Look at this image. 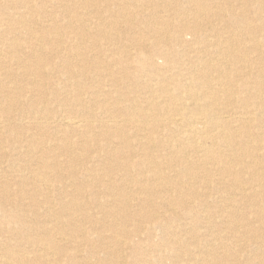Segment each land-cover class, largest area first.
Segmentation results:
<instances>
[{
    "label": "bare ground",
    "instance_id": "6f19581e",
    "mask_svg": "<svg viewBox=\"0 0 264 264\" xmlns=\"http://www.w3.org/2000/svg\"><path fill=\"white\" fill-rule=\"evenodd\" d=\"M199 1L200 0L180 1L181 6L183 7L184 5V7L176 14V20L183 23L182 26L178 28L179 30L174 29V31L171 32L172 29L169 23L171 21L162 20L152 25V23L143 18V25L148 29L150 37H148L149 35L146 33L135 31L134 23L129 14L126 13L127 11L125 12L124 6L117 8L120 10L118 13H120L121 18H123L124 22L128 25V35L126 38L128 43L123 44L112 36V34H108L110 37H107V33L111 30H115L114 27L117 22L114 20L113 15L109 16V23L105 20L103 11H105L107 7L106 4L104 10L103 8L97 9V6L95 10V6L92 4L94 0H88L83 3V6L86 5L84 7L86 10L84 15L90 17V20L93 18L96 26L99 28L102 27L101 29L103 30L102 34L97 33L92 35L89 32L87 33V25L81 20L82 16L79 15L78 11L68 10L72 0H39L40 6L42 5L40 10L47 14L48 17H51V13H48L49 7L47 8V3H50L53 6H57L66 19L65 29H69L71 33V36L67 35V40H62L57 36L54 37L52 34L56 32H53V29L40 32L43 33V38L49 46L52 62H61L60 65H65L63 73L66 78L63 79L61 86L58 88L65 94L67 88L76 87L77 89L74 88V94L72 93L74 98H69L67 94V96H64V98L57 103V106L53 108H49L44 103L45 100H42L40 97V99L38 97V99L35 97L27 98L28 100H25V102L30 104L32 108V110H30L34 115L32 122L29 124L25 123L23 118L22 121H18V124H13L11 122V116H7L6 113L10 112L9 110L17 109L19 105L13 100L14 92L11 89L5 88L2 82L7 80L13 83L21 77L22 80L20 81H28L33 91L38 92L42 91V88L45 87V78L50 75H55L56 71L54 68L47 67V63H45L47 59L44 56L37 55L36 46L34 44L29 46L30 48L28 49L31 67L34 66V70L30 72H26L28 70H20L24 68L23 61L19 58V53L24 51L21 49L23 40L16 38L8 42V39H10L6 34L8 33V29L2 28L3 30H1L0 28V46L7 48L8 45L11 50L10 55H12L10 57H12L11 61L13 63H11L17 66L16 72H9L7 70L6 72H0V102H5L4 105H1V112L5 116V120L4 122L0 121V264H54L51 262V257L56 253H73L69 260H82L83 256L81 257L79 252L82 251L84 246H89L88 241L83 238V240L80 241L75 240L70 243H65L67 236L63 233V228H59V220L56 218L58 214L54 217L52 216L54 213L51 214L53 211L52 200H50L47 195L50 190L51 173L61 183L63 191L59 192L57 190L59 193H62L61 196H63L60 198L61 203L69 207L68 213L65 212V215H60V213L59 215L64 216V220L69 225L77 224L75 222L77 219H74L73 209L75 207H80L84 211L87 204H85V199L83 200L84 202L82 199V202L72 199L68 201L65 198L67 189L72 188L74 194L80 196L81 185H88L89 183L95 184L94 180H96V177L93 178V172H100L99 178L97 176V178L100 179L99 181L108 182L102 190V194L106 198L115 200V198H113L115 189L121 192V197L123 195L125 196L124 189L127 186L126 183L124 186L122 184H116V188L112 187L114 181L112 182L111 175L114 169H107L108 171L106 172L102 170L101 172L90 165V163L97 162L87 160L89 156L87 158L85 156L84 159L75 157L74 145L72 146L70 139L75 134L81 133V129L83 128L85 130L83 133L88 135V140L95 145V148L100 144H97L95 141V135L102 136L105 141L104 147L97 146L98 150L102 152L101 167L109 160L119 161L124 158L127 159V157L130 158V161L124 164L126 168H124L125 172H123L122 177H126L125 181L128 179L135 183L136 192L138 194V197L135 196L137 197L135 199L138 200L139 205H143V217L149 220L151 219L150 221H152L157 228L167 231L170 225L168 226L163 219V212L147 209L153 207L149 204V200L144 197H139L144 193L143 190L148 188L152 194L161 199L164 198L166 194L173 195V188H178V183L186 184V187L191 188L195 186L196 182L201 178V180H203L201 183L204 184L202 186L203 188L205 186L206 189H209L210 184H212L214 192L217 194L216 199H218V202L222 205V207L217 210L216 215L218 218H223L221 222H217L218 226L225 230H235L238 229L237 223H239L242 218L244 220L246 219L247 222H245L244 225L240 223L242 228L240 232L242 236H240L239 239L246 240V243L251 241L252 245L256 244L255 250L252 248V251L250 250L247 255L245 254L247 260H249L247 264H264V215L262 214L264 210V178L262 177L263 174L261 175L260 171H258L261 170L258 169V166L261 165L263 161L260 160L259 155L256 156V153L262 151L264 148V144L261 142H264V138L250 130L255 120L254 115H256L255 111H257V109L253 108L249 110V106H252L250 104L254 102L253 100L263 99L259 97V93L264 91V83L262 82L263 84L261 83L259 91L256 90L255 92V89L254 91H247L248 85L246 86L239 82L240 76L237 74H240L238 73L240 67H245V60L243 61V56L241 57L234 50L235 48H233V41L231 38L222 42L224 40L221 41L217 36L211 37L208 34L205 35L202 33L204 24L209 21V16H207V11L204 9V1ZM207 1L212 2L215 9H220L221 2L219 1L221 0H206V2ZM29 3L30 0L21 1L22 8H28V12L20 14L17 21L18 23H16L23 28L26 26L27 21L31 22L32 25H38L37 18H34L29 11ZM114 5L117 4L115 3ZM133 6L136 10L142 9V12L145 10V6H139L137 4ZM110 7L111 6H108L107 8ZM2 8L3 7L0 6V11H2ZM88 8L92 10L88 11ZM225 8L230 14L235 13L233 7L226 4ZM188 11L192 17L191 25L188 24L190 26H186L184 22H182V13ZM248 11L249 13L252 12L250 10ZM219 13L221 14V12ZM244 13L246 12L243 11L240 13V16L244 18L239 17L240 19L235 20L239 28L242 27L241 22L243 21L245 23L247 19ZM7 24L8 23L0 17V27ZM15 29L17 30V27ZM33 29L32 27L31 29H27L30 33L29 41H37L38 39L37 37L39 34L37 35ZM90 29L92 30V28ZM90 29H88V31ZM236 34L238 35V33ZM187 35L192 38L190 42L186 41ZM246 35L248 34L246 33ZM90 38L95 39L91 42L89 41ZM106 38H110L108 47L98 44L97 39ZM147 38H153V42H149ZM200 42L204 45L202 48H209V57L204 56L206 55L204 54L201 57L196 56L193 62L189 61V58L185 60L184 58L187 57V51L191 49V46L195 43L200 44ZM226 43L228 46L224 49L223 44ZM251 51L258 52V46L256 44L253 45ZM224 55L230 56L234 62L239 65V69L234 70V78L230 80L232 83H230L228 87L225 78L231 79L230 74L225 73L221 67L217 68L216 64V62H222ZM259 59L264 69V56ZM4 60H6V58ZM2 66L4 65L1 63L0 67L2 68ZM245 69L246 68H244V70ZM27 74L28 76L34 74L37 77L27 78ZM96 74L105 77V81L96 80ZM76 76H91L90 78H93L94 81H92L91 84H83L84 89L88 90L89 102L85 101L83 98L85 90L82 92V89H80L82 88L81 84L78 81L71 82ZM183 76L184 78L181 79ZM64 81L66 83H64ZM236 90H241L244 93L247 91L248 96L237 100L235 99ZM36 96H39V94ZM40 100L42 106L38 105ZM87 103L98 108L99 114L97 115L95 113L96 111L92 109H86ZM254 103L255 107L261 105V102ZM221 105H224L225 110H222ZM232 108H235V110H230ZM119 112L124 113V116H126L122 122L125 121L127 123L126 126H129L130 131L133 132L132 138L134 143L130 140L129 136L125 134L124 128L120 125L121 121L117 119ZM226 113L230 115L224 116ZM151 122L155 125L152 129L148 128L150 131H147L146 125ZM39 124L47 125V133L39 130V132L36 133L32 132V129H36ZM109 124L112 125L110 126ZM231 124L233 125L231 126ZM94 126L97 129L96 132H94ZM19 132L22 133L21 138L19 135H16ZM4 133H7V136L11 137H7V140ZM114 137L118 139L119 145L122 147L123 151H119V147H114L113 141H109L110 138ZM88 144L90 145L91 143ZM79 146V150H83L84 153H87L82 143H80ZM135 149L142 159L134 161L135 159L132 157L136 155L133 156L132 151ZM56 150H61V153L57 155L54 153ZM154 151L156 153H153ZM63 154L67 158L65 162L69 164L72 169L74 166L84 167L87 163L85 166L86 168H82L81 170L82 173L84 172L81 177L76 178L75 176L77 172H79V168L75 169V171H77L76 173H68L69 177L67 179L69 181L67 183H64L66 177L62 173V166L59 160L60 156H63ZM208 165L212 168H209ZM164 169L173 171L175 176H180L184 178V180L177 183L175 182L173 183L174 187L169 186L168 190H164L163 187H165V183L167 185L169 184L168 181L171 183L172 180L170 177L172 175L163 176ZM248 169H253V171ZM133 171L137 174L135 179H133ZM200 174H202V177ZM210 175H216V177L219 178L213 180L209 178ZM227 177L231 178L229 182H227ZM247 184L251 186V189L245 188ZM176 192L179 197H184L186 194L184 191L176 190ZM191 192L195 194L196 199L199 200L202 211L199 214L196 213L198 218L194 214H189L192 215L191 218L195 219V221H197V219L199 220V218L202 219L203 223L205 222V226H201L206 229L208 233L204 236L203 240L198 242H195L194 236L191 238V244L188 245V248L190 247L188 255L191 262H194L196 253L201 249L208 257V261L203 260V264H209V262L218 263L214 260L217 258L213 252L216 249H220L223 252L226 246L221 243L220 238L209 239L212 235L219 236L217 234L219 231L214 230L215 226L210 222L208 217V214L211 212L209 210L211 208L209 203L210 198L208 194L204 192V189H202L200 193L196 192V189L191 190ZM92 195H94V193ZM94 196L96 197L97 194ZM171 198L172 197H170V199ZM181 202L182 205H184L183 207L186 208L184 200ZM129 205L130 202L126 199L121 206H116V201H107L106 204L97 203L96 208H94L97 209L98 212L103 210L104 213H106L105 208H113L116 206L120 213ZM242 205L245 206L244 212L241 210L242 208H240ZM54 207L56 206L54 205ZM80 208H78V210ZM191 211L193 210L191 209ZM77 215L78 214H76V216ZM247 215L249 216V220L247 219ZM88 218H90L89 215ZM107 220L103 222V225L107 224ZM108 225H112L113 227L116 224L109 222ZM125 225L127 226V224ZM252 225L256 226L257 230H255ZM103 228L105 230V227ZM181 229L183 230L185 228L183 227ZM95 230L98 229L95 228L94 231ZM134 231L138 232L140 230L136 229ZM257 231H259L261 235L258 236ZM122 233L127 234L125 230H122ZM186 233L188 234L190 231L187 230ZM95 238L100 241V247L102 246L103 248L104 246V250H106L105 253L108 256L114 254V251L110 249L111 244L109 245L113 239L115 240L114 237L109 238L107 236L97 235ZM218 240L220 242H218ZM123 241H125V239ZM178 241L177 238L175 242L164 239L163 244H165V247H169L171 244L177 246ZM62 242L64 243L63 245L61 244ZM239 246L240 249L238 252H246L244 246L240 244ZM92 252L94 254L96 251L93 250ZM160 253L158 254L160 255ZM175 257L177 258V256ZM230 264H235V261H232Z\"/></svg>",
    "mask_w": 264,
    "mask_h": 264
},
{
    "label": "rangeland",
    "instance_id": "374dc122",
    "mask_svg": "<svg viewBox=\"0 0 264 264\" xmlns=\"http://www.w3.org/2000/svg\"><path fill=\"white\" fill-rule=\"evenodd\" d=\"M21 1H24V0H16V1L15 0H0V3H1L0 6L3 7L2 11H0V12H2V13H0L1 14L0 17L2 19H4V21L6 23L9 24V25L7 24V25H3V27H0L1 30L8 29L7 30L8 33H6L7 37L10 38V39H8V42H10V41H12V39L14 40L16 38L23 40V44H22L21 49L24 51H21L19 53V56H20L19 58L23 61L24 68H22L20 70H25V71L28 70L26 72H30V71L34 70V66L31 67V59L29 58V53H28V49L30 48L29 46L34 44L36 46L37 55L44 56L47 59V61L45 62V63H47V67L48 68H50V67L54 68L57 74L55 73V75L47 76L44 80V85L47 88V90L45 87H43L42 91H38V92L33 91L32 87L28 81L27 82L26 81L25 82L20 81V80H22L21 77H20V79L15 80V82H13V83L9 82L7 80H4V82H2L3 86L5 88L11 89L14 92L13 100L16 103H18V105H19V108L17 107V109L9 110L10 112H7V113L5 112L7 114V116H11V122L13 124L14 123L18 124L20 121H22V118H23V121H25V123H27V124L32 122V120H33L32 118L34 117V115L32 114V111H31L32 108H31L30 104L25 102V100L26 101L28 100L27 98L35 97L36 99H38L40 97V98H42V100H45L44 103L49 108H53V107L57 106V103L61 99H63L64 96L66 97L67 94H68L69 98H72L73 94H74V90H75L74 88H76V87L67 88L66 94L63 93L60 88H58L59 86H61L63 79L66 78L65 74L63 73L64 72L63 69L65 68L64 67L65 65L64 64L60 65L61 62H59V63H57V62L53 63L52 62V59L50 58L51 51L49 49V46L45 42L46 40L43 38V33H41V32H44L45 30L53 29V32H56L55 34H52V35H54V37L57 36V37H60V39H62V40H67V35L71 36V33L69 32V29L68 30L65 29L66 19L64 18L62 12L60 11V9L57 6H53L52 4L47 3V8L49 7L48 13H51V17H48L47 14L43 13L40 10V7L42 5L40 6L39 0H30L29 11L32 13L34 18H37L39 26L34 25V24L32 25L31 22L27 21L26 26H24V28H23L17 24L18 23L17 21H18V18L20 17V14H22V13L25 14L28 12V8H22L23 6L21 4ZM40 1H42V0H40ZM86 1H88V0H72V2L69 5L68 10L69 11H71V10H77L78 11L79 15L82 16L81 20L84 21L83 23H85V25H87V33L89 32L92 35H95L97 33L102 34V32H103V30L101 29L102 27L99 28L98 26H96V24L94 22L95 20H93V18H91L92 20H90V17H87L84 15V13L86 12L84 7L86 5L83 6V3ZM90 1H93V0H90ZM172 1H174V2H172ZM180 1L181 0H94V2L92 4L95 6L94 7L95 10L97 7H98L97 9L103 8V10H104L105 4L107 5V7L111 6L110 8L106 7L105 11H103L104 18L107 21V23H109L110 19H108V18H109V16L113 15L114 20L117 23L114 27L115 30L114 31L111 30L109 33H107V37H110L108 34H112V36H114L116 39H118L119 42H121L123 44L124 43L127 44L128 42H127L126 38L128 35L127 34L128 25L124 22L123 18H121L120 13H118L120 10H118L117 8L124 6L123 8H124L125 12L127 11L126 13L129 14L131 20L134 23V28H135L136 32H139V33L143 32V33H146L147 35H149L148 29H146L145 26L143 25V21H142L143 18L146 19L147 21H149L150 23H152V25L154 23L160 22L162 20L171 21V22H169L170 28L172 29V30L170 29L171 32L174 31V29L179 30L178 28H180L183 23L176 20V14L178 12H180L182 10V8L184 7V5H183V7L181 6ZM200 1H204V5H203L204 9H206L207 14H208L207 16H209V19H208L209 21H208V23L207 22L205 23L206 25L204 24L202 33H204L205 35L208 34L211 37L217 36L221 41L224 40L222 42H225L226 40H229V38H231L233 41V48H235L234 50L238 53V55H240L241 57L243 56L242 57L243 61L245 60L244 61L245 67H240V69H239V65H237L230 56L224 55L222 62H219V63L216 62L217 68L221 67L225 73L230 74L231 79H227V78H225L226 80L224 79L227 83V87L230 83H232L230 80H232V78H234V73H235L234 70L239 69L238 73H240V74H237L238 76H240L239 82L246 85V86L248 85L247 91L248 90L254 91V89H255V92H256V90L259 91L261 83L262 82L264 83V69H263V65L259 59L262 56H264V0H221V1H219V2H221L219 10L215 9L212 5V2H210V1H207V2H206V0H200ZM96 2H97V4H96ZM115 3L117 5H114ZM136 4L139 6H145L144 12L141 11L142 9L136 10V8L133 6ZM226 4L230 7H233L235 13L230 14L229 11H227L225 8ZM125 5L129 6V7H126ZM172 5H173V7H172ZM211 8H212L213 12H212ZM256 9H258V10H256ZM89 10H92V9L88 8V11ZM248 10H250L252 12L249 13ZM243 11L246 12V13H244V15H246L245 18H247V19H246L245 23L243 21L241 22L242 27L239 28L237 21H235V20H238L240 18H244V17L240 16V13H242ZM219 12H221V14ZM189 13H190L189 11L182 13V15H183L182 16V20H183L182 22H184V24L186 26H190L192 23V17H191V14H189ZM253 13H255V14H253ZM211 14L213 17L211 16ZM228 14H229V16H228ZM163 16H164V19H163ZM217 16H219V17H217ZM222 17H224V18H222ZM29 18H31V17H29ZM14 21H15V23H14ZM219 23H220V27H219ZM188 24H190V25H188ZM207 25H209L210 27ZM36 26H38V27H36ZM94 26H96V27H94ZM16 27H17V30L15 29ZM25 27H26V29H25ZM31 27H32V29L34 28L33 31H35V33L37 35L39 34L37 37L38 38L37 41H29L28 40L30 33H29V31H27V29L28 28L31 29ZM90 28H92V30ZM88 29H90V30L88 31ZM218 32H220V33H218ZM236 33H238V35ZM246 33L248 35H246ZM232 35H233V37H232ZM246 36H248V37H246ZM148 37H150V35ZM186 38H187L186 41H188V42H190L192 40L191 36H189V35H187ZM94 39L95 38H90L89 41L92 42V41H94ZM147 39H149V42H153V38H147ZM214 39H212V40H214ZM97 40H95V41H97L98 44L104 45V47H108L110 38L109 39H107V38L106 39H100V40L97 39ZM195 44H193V46H191V49H189L187 51L189 55L187 54V57L184 58L185 60H188V58H189V61L193 62L195 60L196 56L201 57L204 54H206L204 56L209 57V55H210L209 54V48H206V49L202 48L204 46L202 42H200V44L199 43H195ZM255 44L258 46V52L251 51V47ZM227 46H228L227 43L223 44L224 49H226ZM0 51H2V52H0V64L2 63L4 65V66H2V68L0 67V72H2V71L6 72V70L9 72H14V71L16 72L17 66L12 64L13 63L11 61L12 57H10V56H12V55H10L11 50L9 49L8 45H7V48L0 46ZM5 58H6V60H4ZM160 62H161V60H160ZM221 64H223V65H221ZM241 68H243V69H241ZM244 68H246V69L244 70ZM33 75L34 74L28 76V74H27V78L37 77L36 75H34V76ZM90 77L91 76H89V77L76 76L75 79H72V81H71V82H74V81L77 82L78 81L81 84L82 88H80V89H82V92H83V90H85V94L83 95V98L87 102L90 101L89 100V94H87L88 90L84 89L83 84H85V83L87 85L91 84L92 81H94V80H93V78H90ZM95 77H96V80H101V81H105V79H106L105 77H102L100 74L99 75L96 74ZM183 78H184V76L181 77V79H183ZM64 83H66V82L64 81ZM247 91L244 93L241 90H236L235 91V99L238 100L240 98H246V96H248ZM37 94H39V96H36ZM259 94H260L259 97H261L263 99L262 100L256 99L253 101L256 103L261 102L260 103L261 105L259 107H255V103L253 102V104H250L252 106H249L250 108L248 107L249 110H251L253 108L257 109V111H255L256 115H254L255 120H254V122L251 126L252 128L250 130L252 132H254L255 134L264 138V135H262V134H264V101H263L264 100V91L262 93H259ZM0 103H1L0 104V121L4 122L5 116L1 112V105H4L5 102L2 101ZM38 105L42 106L41 100L39 101ZM221 108H222V110H225L224 105H221ZM86 109H92L93 111H96L95 113L97 115L99 114V112H98L99 109L96 108L95 106L89 104V103L86 104ZM24 110H25V112H24ZM230 110H235V108H232ZM15 111H17V112H15ZM124 115H125L124 113L119 112L117 119L119 121H121L120 125L122 128H124L125 134L127 136H129L130 140L134 143V140L132 138L133 132L130 131L129 126H126L127 123L125 121H124L125 123L122 122L126 118V116H124ZM225 115L228 116L230 114L226 113V114H224V116ZM26 121H28V122H26ZM109 125L111 126L112 124H109ZM154 125L155 124H152V122L148 123L146 125L147 131H150V129H152ZM232 125L233 124H231V126ZM95 126H96V124H95ZM95 126L93 127L95 129L94 132H96V130H97L95 128ZM148 128H150V129H148ZM38 130L41 132L47 133L46 132L47 125L46 124H44V125L39 124V126L36 129H32V132L33 133L39 132ZM83 132H85L84 128L81 129V133L75 134L74 136L72 135L73 137L70 139L72 146L74 145L73 147H74L75 157L84 159L85 156H86V158L89 156L87 158V160H90L91 162H97V163H90V165L95 167L96 170H100L101 172H102V170L106 172V171H108L107 169H114L112 171V175H111L112 176V182L114 181V183L112 184V187L116 188V186H117L116 184H120V185L122 184L124 186V184L126 183L127 186L124 189L125 196L123 195L121 197L120 196L121 192L115 189L113 192V194H115L113 197V198H115V200H113V199L109 200V198H106L102 194V192H103L102 190H103V187L108 184V182L99 181L100 179H98V178L100 176V172H93L92 173L93 178L96 177V180L93 179L95 181V184L89 183L88 185L87 184H84L83 186L81 185L80 186V189H81L80 196L75 195L74 190L72 188L67 189L65 198L68 201L72 199V200H76L78 202H82L85 199L84 200L85 204H87L86 209L84 211L80 207H75L74 209L72 208L74 211V219H77L75 221L77 224L76 225H69L64 220L65 217L60 216V215H65L66 213L69 212V209H68L69 207H67L66 205L64 206L60 201V198L63 197V196H61L62 193H59V192L63 191V189L61 188V183L51 173V175H50V181H51L50 190L47 193V195L49 196L50 200H52L53 211L51 212V214L54 213V214H52L53 217L56 214H58L56 216V218H58V220H59L58 221L59 222V228H61V229L63 228L62 229L63 233L67 236L66 237L67 240L65 243H70L71 241H75V240L80 241V240H83V238L86 239V241H88V243H89L88 244L89 246H87V247L84 246L82 251L79 252V255L81 257L83 256L82 260L81 259H77V260H73V261L69 260L71 254H73V253H56L55 255H52V257H51L52 263H54V264H96V263L97 264H116V263L117 264H123V263L124 264H199V263L203 264V260L208 261V257H207V255H205V253L202 252L201 249H199L198 253H196L194 262H191L190 257L188 255L190 252L189 251L190 247L188 248V245L191 244V241H192L191 238H193V236H194L195 242H198V241L203 240L204 236H206L208 233L207 230L202 228V226H201V225L205 226V222L203 223L202 219L199 218V220L197 219V221H195V219L191 218L192 215H190V214H194L195 216H197V214L201 213V211H202V208L199 205V200H197L195 197V194H193L191 192V190H193V189H196V192H198V193H200L202 191V189H204V192L207 193L209 198H210L209 203H210L211 208L209 210L211 212L209 213L210 215L208 214V217H209L210 222L212 224H214V226H215L214 230L219 231L217 233L219 236H213L212 235L209 239H212V238L219 239L220 238L221 243H223L226 246V248L223 252L220 249H216L213 252L215 257L217 258L214 260L216 262H218L219 264H230L232 261H235V264H247L249 262V260H247V257L245 256V254L247 255L248 251H250V250L252 251L254 248H256V244L252 245L251 241L246 243V240L239 239V237L242 236V233L240 232V230H242L240 223H241V225H244L245 222H247V220L246 219L244 220L242 218L240 220V222L237 223L238 229H235V230H225L224 228H221L220 226H218V223L221 222L223 220V218H218L216 215H217V210H219L220 207H222V205L218 202V199H216L217 194L214 192V188L212 187V184H210L211 187L209 186V189H206L205 186L203 188L202 186L204 184L201 183V181H203V180H201V178H200V180L198 179L199 181L196 182L195 186H193L191 188L186 187V184H181V183H178L179 184L178 188L177 187L175 188L173 183L180 182V181L184 180V178H182L180 176L177 177V176H175L173 171L168 170V169H164L165 171L163 170V176L165 177V176L172 175V176H170L172 178V180H171V183L168 181L169 184H167V185L165 183V187H163V189L168 190L169 186L174 187L173 188L174 194L173 195L166 194V196L164 198L160 199V198H157L154 194H152L148 188H146L147 191L143 190L144 193L139 196V197H144L145 199L149 200V204L153 208H147V209H150V210L154 209L155 211L157 210L161 213L162 212L164 213L163 219L166 221L167 225L168 226L170 225V226L168 227L167 231L162 230L160 228H157V226L155 224H153L152 221H150L151 219L149 220L148 218L143 217V212H142L143 205H139L138 200L135 199L138 197V194L136 192L137 189H136L135 183L133 181L131 182L128 179L125 181L126 177L125 178L122 177L123 172H125L124 168H126L124 166V164H127L130 161V158L127 157V159L124 158V159H121L119 161L109 160L106 162V164L104 166L101 167V165H102V159H101L102 158L101 157L102 152L100 150H98L97 146L104 147L105 146L104 139L102 138V136L95 135L96 136L95 141L97 142V144L100 143L95 148V145L92 144V142H90L88 140V135L83 133ZM4 134H5L6 138L11 137V136L10 137L7 136V133H4ZM16 135L17 136L19 135L20 138L22 137L21 132L17 133ZM8 138H7V140H8ZM78 141H79V144L82 143L85 146L87 153L86 152L84 153L83 150L82 151L79 150L80 146L78 144ZM109 141L110 142L113 141L112 142L113 146L119 147L118 148L119 151H123L122 147L119 145L117 138H115V137L110 138ZM261 142L264 144L263 141H261ZM88 143H91V144L89 145ZM102 144H103V146H102ZM48 146H49V144H48ZM56 151L54 153H56L57 155H59V153H61V150H56ZM132 153H133V156L136 155L135 157H132L133 159H135L134 161L142 159L141 156H139V154L136 152V149L133 150ZM153 153H156V152L154 151ZM109 155H111V154H109ZM257 155H259L260 160L263 161V163L258 166L259 167L258 169H261V170H258V169L257 170L260 171L261 175L263 174L262 177L264 178V173H263L264 172V148L262 151L257 152L256 156ZM125 156H127V155H125ZM97 158H98V160H97ZM59 160H60L61 166H62L61 167L62 173L66 177V179L64 180V183H67L69 181L67 179L69 177L68 173L70 174L72 172H75V173L77 172V171H75V169L79 168L78 169L79 172H77V175H75L76 178H79L83 175L84 172L82 173L81 170H82V168H86L85 166L87 163L84 165V167L74 166V168L72 169V167L70 168L69 164H67L65 162V161H67V158L64 154H63V156H60ZM62 161H64L65 163ZM110 162H112V163H110ZM208 167L212 168V167H210V165H208ZM248 170L253 171V169H248ZM80 173H82V174H80ZM132 173L134 175L133 179H135L137 174L135 173V171H133ZM94 174H95V176H94ZM200 175L202 177V174H200ZM97 176H98V178H97ZM209 178L215 180L216 178H219V177H216V175H210ZM245 178H246V176H245ZM120 179H123V180H120ZM226 179H227V182H229V180L231 178L227 177ZM117 180H118V182H117ZM115 181H116V183H115ZM250 187L251 186L250 185L248 186V184L245 186L246 189H251ZM187 189H188V192H187ZM176 190L186 192V194L184 196L185 198L179 197L177 195ZM50 193H51V195H50ZM93 193H94V195L97 194V196L95 197L94 195H92ZM135 196H137V197H135ZM169 196L172 198L170 199ZM81 199H82V201H81ZM126 199L129 200L130 205L127 206V208H126L127 210L123 209L122 210L123 212H120L121 213L120 214L119 210H117L118 207H116V206H119V205L121 206V204ZM183 200L186 204V208L183 207L184 205H182L181 201H183ZM107 201H111V202L116 201V206L113 208H111V207L105 208L106 213H104L103 210H100V212H98V210L95 209L97 203L106 204ZM54 205L56 207H54ZM147 207H148V205H147ZM244 207L245 206H243V205L240 207V208H242L241 210H243V212H244ZM78 208H80V209L78 210ZM194 208H196V209H194ZM191 209L193 211H191ZM87 212H89V213H87ZM76 214H78V215L76 216ZM262 214L264 215V210H263ZM88 215L90 218H88ZM107 218H108V220H107ZM197 218H198V216H197ZM247 219L249 220L248 215H247ZM105 220H107V224L103 225L104 224L103 222H105ZM120 220H122V221H120ZM109 222L110 223L113 222V224L114 223L116 224L113 226L114 229H113L112 225H108ZM125 224H127V226ZM62 226H64V227H62ZM103 227H105V230ZM183 227L185 229L182 230L181 228H183ZM252 227H254V229L257 230L256 226L252 225ZM95 228L98 230L94 231ZM150 228L152 229V231ZM136 229H139L140 231H138V232L134 231ZM122 230H125L127 232V234H123ZM187 230L190 231V233H192V234H190V233L187 234L186 233ZM107 231H109V232H107ZM147 233H149V234H147ZM257 233H258V236L261 235V233L259 231H257ZM97 235L107 236L109 238H111V237L115 238V240L113 239L112 242L109 243V245L111 244L110 249L112 251H114L113 255L108 256L105 253L106 250H104V246H103V248H102V246L100 247V245H101L100 241H98L95 238V237H97ZM231 236H233V237H231ZM174 237H175V239L177 238V241L179 240L177 246H174L171 244V245H169V247H165V244H163L164 239L175 242ZM124 239H125V241H123ZM220 241L218 240V242H220ZM84 243H85V240H84ZM238 243L245 247V250L247 253L246 252L241 253V251L238 252L240 249L239 248L240 246ZM61 244L63 245L64 243L62 242ZM114 246L115 247L117 246V247L115 248ZM93 250L96 251L94 254L92 252ZM233 250H235V251H233ZM176 251H178L180 254ZM158 253H160V255ZM237 253H239V254H237ZM227 254H229V255H227ZM199 255H200V257H199ZM61 256H63V257H61ZM175 256H177V258ZM136 259H137V261H136ZM198 259H199V262H198ZM101 260H103V261H101ZM130 260H131V262H130ZM134 261H136V262H134ZM120 262H122V263H120ZM210 263L218 264V263L209 262V264Z\"/></svg>",
    "mask_w": 264,
    "mask_h": 264
}]
</instances>
